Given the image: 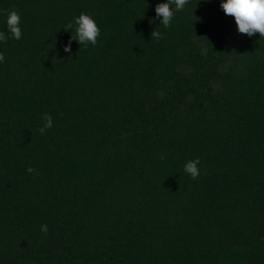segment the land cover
Listing matches in <instances>:
<instances>
[{
  "label": "trees",
  "instance_id": "16d2710c",
  "mask_svg": "<svg viewBox=\"0 0 264 264\" xmlns=\"http://www.w3.org/2000/svg\"><path fill=\"white\" fill-rule=\"evenodd\" d=\"M164 2L0 0V264H264V37Z\"/></svg>",
  "mask_w": 264,
  "mask_h": 264
},
{
  "label": "clouds",
  "instance_id": "9594fccd",
  "mask_svg": "<svg viewBox=\"0 0 264 264\" xmlns=\"http://www.w3.org/2000/svg\"><path fill=\"white\" fill-rule=\"evenodd\" d=\"M188 3L189 0H166L164 3H158L155 7V13L158 18L162 17L160 25H163L165 28L170 27L174 12L182 11ZM173 5L175 6L174 9ZM220 7L225 15L234 18L237 30L240 34L252 37L259 33L260 37H264V0H221ZM20 22L21 17L18 11L13 9L7 13V29L16 40L21 39L23 35ZM73 27L75 34H72L68 44L64 46V51L66 53L71 52L72 40H75L79 45H83L85 48H87L89 44L93 46L97 44L98 37L100 36V28L90 14L81 12L79 16L74 19V24L70 22L65 26L68 30L73 29ZM150 36L157 41L162 39V34L156 29L151 32ZM0 42H7V36L4 32H0ZM4 59V54L0 52V62H3ZM43 120V127L38 129L42 135L52 127L53 123L52 117L47 113L44 114ZM164 158L165 157L161 155V159ZM199 163V158H196L187 161L184 165V171L189 174L193 180L197 179L200 175ZM27 171L32 173L34 169L29 167ZM40 230L47 233V225H41Z\"/></svg>",
  "mask_w": 264,
  "mask_h": 264
}]
</instances>
